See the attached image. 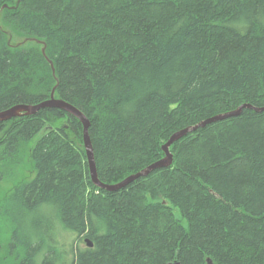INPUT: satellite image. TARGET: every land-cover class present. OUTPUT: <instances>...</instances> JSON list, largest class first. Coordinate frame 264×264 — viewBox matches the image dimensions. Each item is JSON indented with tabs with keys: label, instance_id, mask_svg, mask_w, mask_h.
Listing matches in <instances>:
<instances>
[{
	"label": "trees",
	"instance_id": "trees-1",
	"mask_svg": "<svg viewBox=\"0 0 264 264\" xmlns=\"http://www.w3.org/2000/svg\"><path fill=\"white\" fill-rule=\"evenodd\" d=\"M53 92L89 119L100 181L120 183L176 132L264 107V0H0V113ZM170 151V167L110 192L73 115L1 122L0 180L24 153L33 173L3 202L6 249L17 264H264V111ZM57 229L84 246L64 250Z\"/></svg>",
	"mask_w": 264,
	"mask_h": 264
},
{
	"label": "water",
	"instance_id": "water-1",
	"mask_svg": "<svg viewBox=\"0 0 264 264\" xmlns=\"http://www.w3.org/2000/svg\"><path fill=\"white\" fill-rule=\"evenodd\" d=\"M27 41L38 42V40L31 38V39L24 40L23 43H25ZM42 53L44 56H46L45 47L42 49ZM50 64H51V67L53 69V73H55L54 66H53V63L51 61H50ZM47 108L64 110L67 113L73 115L75 118H77L82 123L84 147H85V151H86V156H87V161H88V166H89V171H90V176H91L92 182L94 183L95 186H97L101 189L110 191V192L119 191V190L125 188L126 186H128L129 184L133 183L137 179H139L141 177L148 176L151 172H153L155 170L170 167L173 164V155L170 151V147L173 145V143H175L176 141L185 137L189 133L195 132L198 128H204L208 124H212V123H215L218 121H222V120H225L227 118L240 116L242 114L243 109L249 108V109H253L257 112L264 111V107L254 108L251 105H243V106L239 107L238 109H236L232 112L222 114V115H217V116L209 118V119H207V120H205V121H203V122H201L195 126H191V127L185 128L181 131H178L175 134H173L171 136V138L169 139V141L163 146L162 149L165 153V157L163 159L151 164L150 166H148L146 169L140 171L139 173L128 176L127 178H125L120 183H117L114 185H107V184L103 183L102 181H100L99 176H98L94 149H93L92 141H91L90 134H89V128H90L89 119L75 106L65 102L62 99H56L54 97V92L52 93L51 98L49 100H46V101H44L38 105H17V106H14V107L6 110V111L1 112L0 113V123L5 122V121H9L13 118L20 117L23 115L32 116V115H35L36 113H38L40 110L47 109ZM86 241H87L89 247H92V243L89 242L88 240H86ZM207 262H208V264H213V262L210 259H208ZM173 264H180V263L175 262Z\"/></svg>",
	"mask_w": 264,
	"mask_h": 264
},
{
	"label": "rangeland",
	"instance_id": "rangeland-1",
	"mask_svg": "<svg viewBox=\"0 0 264 264\" xmlns=\"http://www.w3.org/2000/svg\"><path fill=\"white\" fill-rule=\"evenodd\" d=\"M29 157L28 153H24L20 157V165L12 166L7 176L4 175V178L0 180V233L2 234V237L0 238V264H17L16 256L12 254L11 251H8L6 249V245L8 246L7 241H11V230L14 227L11 220H13V215L8 213L7 210L2 212L3 208V202L6 200L7 196L10 194V192L15 187V184L22 180H31L33 177V173H30L31 166L28 164ZM1 171V169H0ZM10 211V210H9ZM41 213L32 215L28 218L27 222H31L37 220V217L40 220L42 218ZM176 216L180 218V214L176 212ZM5 234H4V233ZM9 233V236H8ZM56 240L59 243V246L63 247L64 250H67L68 252L72 247L76 248L78 250L79 247H83L84 243H79L77 241V238H75V235L72 233H69L67 231H61L59 229L56 230L55 233ZM67 253L66 251H64Z\"/></svg>",
	"mask_w": 264,
	"mask_h": 264
}]
</instances>
